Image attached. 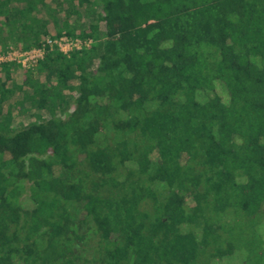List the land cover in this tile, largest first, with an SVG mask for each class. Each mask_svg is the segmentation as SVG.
<instances>
[{"label": "trees", "instance_id": "obj_1", "mask_svg": "<svg viewBox=\"0 0 264 264\" xmlns=\"http://www.w3.org/2000/svg\"><path fill=\"white\" fill-rule=\"evenodd\" d=\"M63 36L0 65V264H264V0H0Z\"/></svg>", "mask_w": 264, "mask_h": 264}, {"label": "built area", "instance_id": "obj_2", "mask_svg": "<svg viewBox=\"0 0 264 264\" xmlns=\"http://www.w3.org/2000/svg\"><path fill=\"white\" fill-rule=\"evenodd\" d=\"M91 42H82L80 40H72L68 37H61L60 39H46V44L40 48H34L29 51L10 50L6 53L0 51V65L6 62H14L23 68H30L43 59L46 52V45L50 48L57 46L61 52L68 54L72 49L80 50L83 47H88Z\"/></svg>", "mask_w": 264, "mask_h": 264}, {"label": "rangeland", "instance_id": "obj_3", "mask_svg": "<svg viewBox=\"0 0 264 264\" xmlns=\"http://www.w3.org/2000/svg\"><path fill=\"white\" fill-rule=\"evenodd\" d=\"M51 0H48V2H50ZM55 5V4H54ZM61 16V15H60ZM49 31H50V34H55V32H56V29L53 27V26H51V27H49ZM30 68H33V66L32 67H30ZM30 68H23L22 66H20L19 68H16V69H14L13 70V78H12V82H15V83H21L22 82V80L24 79V76H25V73H24V71L23 70H28V69H30ZM1 77L3 78V73L1 74ZM11 82V83H12ZM10 85V84H9ZM18 97V96H17ZM15 99H18V98H16V96L14 97V98H12V101H14ZM14 113L16 114V111H14ZM34 114H38V113H40V112H38V111H34L33 112ZM14 114V115H15ZM41 114V113H40ZM16 116V118L18 117L17 115H15ZM20 119H22V121L24 122V124L25 123H28V120H27V118H20ZM15 122L16 123H19L20 121H19V117H18V119H15ZM26 205L27 206H30L31 204H29V203H27V201H26Z\"/></svg>", "mask_w": 264, "mask_h": 264}]
</instances>
